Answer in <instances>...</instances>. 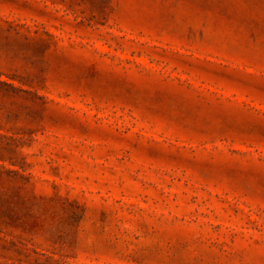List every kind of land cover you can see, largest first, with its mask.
<instances>
[{"label":"rangeland","instance_id":"374dc122","mask_svg":"<svg viewBox=\"0 0 264 264\" xmlns=\"http://www.w3.org/2000/svg\"><path fill=\"white\" fill-rule=\"evenodd\" d=\"M0 264H264V0H0Z\"/></svg>","mask_w":264,"mask_h":264}]
</instances>
